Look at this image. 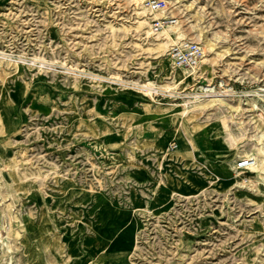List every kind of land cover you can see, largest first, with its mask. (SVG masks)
Segmentation results:
<instances>
[{
	"label": "rangeland",
	"instance_id": "obj_1",
	"mask_svg": "<svg viewBox=\"0 0 264 264\" xmlns=\"http://www.w3.org/2000/svg\"><path fill=\"white\" fill-rule=\"evenodd\" d=\"M166 1L212 47L183 92L136 0H0V264H264V0Z\"/></svg>",
	"mask_w": 264,
	"mask_h": 264
},
{
	"label": "bare ground",
	"instance_id": "obj_2",
	"mask_svg": "<svg viewBox=\"0 0 264 264\" xmlns=\"http://www.w3.org/2000/svg\"><path fill=\"white\" fill-rule=\"evenodd\" d=\"M136 1L138 2L139 6H140V10H141L140 13L143 14L141 19H140V24L141 25H143V24L149 25V27L145 31L146 36L147 37L155 36L157 38V44L163 50H167V48L169 46H171L172 44H174L175 42L180 41L181 39L187 38L186 33L182 29L180 20L178 18H177V23L165 25L160 30L154 31L152 24H151V18L154 16V17H157L155 19H160L162 17L161 15H163V16L166 15L165 12L167 9H163V10L155 12L152 9L153 3L149 4V3H147L146 0H136ZM159 16H161V17H159ZM172 33H176L177 40H175V38L172 37V35H171ZM198 40L199 41H197V42L202 43L201 46L203 47L204 54H203L200 62L197 65H194L192 67L178 66L176 64V62L169 55V49H168V55L165 58L166 59L165 62H163V66H166L168 68V70L170 71L169 72V81H168L169 82L168 86L170 88H172V89L179 88V91H182V92L186 91L187 85H192L195 83V80L197 79L199 70L203 71L207 67L209 51L212 49V47H211V44L207 40H204V38L201 37V34H198ZM169 62H170V64H169ZM151 84L152 83L150 82L147 86H149ZM202 84H201V87L204 90H206V91L211 90V92H215L214 86L212 84H210V83L203 84V85ZM150 92L151 91H149V89H148V93H150ZM207 93L208 92H206V94ZM208 95H214V96L213 97H204L205 94H200L198 92L197 93L184 94V96H187L189 98L188 102H191V104H188V102H187V106H184L183 110H180L181 114L182 115L194 114V113H197V111L201 110L202 107L210 106V105L215 106L217 108H223V107L224 108H230L228 106V103L225 102L226 99L223 97H220L219 96L220 94L208 93ZM223 116H224L223 117L224 123H223L222 128H219L215 125V126L208 128L206 131L202 132L200 130V132L208 133L210 135L209 139L207 140V143H209L210 148H212V149L216 148L215 150L218 149L220 130H223V128L230 129L229 123L231 121H233L232 114L231 115L224 114ZM179 127H180V129H183L182 125H180ZM240 129H241V135H244L245 134V130H243L244 128H240ZM245 157H251V159L253 160V163L251 164L249 169L252 170L253 172H258V174H259L260 170L262 169L263 164H264V146L259 144L257 146L256 151L250 152V153L245 152ZM231 170H232L231 165L226 164V165L221 166V171L223 173L228 174ZM235 173H237V172H235ZM232 174H233V171H232ZM233 175L237 178V174H233ZM235 182L239 184V185L237 184L239 187H241V186L243 187V185H241L242 182H238L236 179H235ZM104 259H106V258H103L102 260H104Z\"/></svg>",
	"mask_w": 264,
	"mask_h": 264
},
{
	"label": "built area",
	"instance_id": "obj_3",
	"mask_svg": "<svg viewBox=\"0 0 264 264\" xmlns=\"http://www.w3.org/2000/svg\"><path fill=\"white\" fill-rule=\"evenodd\" d=\"M153 9L155 11H160L167 9L166 0H154ZM177 23V17L173 15H164L160 19H154L152 21V27L154 31L160 30L162 27L168 24ZM204 54L203 47L199 45L194 40L191 39H181L171 45L169 49V55L176 62L178 66L192 67L197 65ZM173 146L176 147L175 144ZM253 160L251 157L241 158L236 164V170L239 173L244 172L248 169Z\"/></svg>",
	"mask_w": 264,
	"mask_h": 264
}]
</instances>
